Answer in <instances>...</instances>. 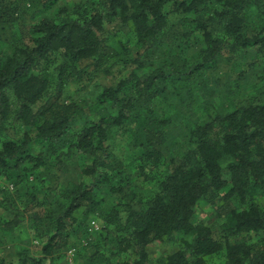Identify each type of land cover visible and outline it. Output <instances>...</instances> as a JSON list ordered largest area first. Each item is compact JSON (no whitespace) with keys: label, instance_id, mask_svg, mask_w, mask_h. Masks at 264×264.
<instances>
[{"label":"trees","instance_id":"trees-1","mask_svg":"<svg viewBox=\"0 0 264 264\" xmlns=\"http://www.w3.org/2000/svg\"><path fill=\"white\" fill-rule=\"evenodd\" d=\"M61 2L0 0V264H264V0Z\"/></svg>","mask_w":264,"mask_h":264},{"label":"rangeland","instance_id":"rangeland-1","mask_svg":"<svg viewBox=\"0 0 264 264\" xmlns=\"http://www.w3.org/2000/svg\"><path fill=\"white\" fill-rule=\"evenodd\" d=\"M79 1H81V0H62L61 5H71V4L79 2ZM121 40H122V37L119 38V36L116 35L110 40V44L114 47H117L118 43ZM115 82H116V80H109L106 83L113 84ZM78 91H79V86L77 84L70 85V87L68 88V91L66 92V96L71 98V97L75 96V94ZM127 144H128V141H126V138L124 136H119L116 138L115 143H114V147H115L117 154L120 158H126L127 157L128 150H129ZM0 184H2V183H0ZM12 189L13 188H11V190ZM3 210H4L3 208H2V210L0 209V218L5 216V212ZM197 218H199V220H203L205 222H208L212 218L210 206H207L204 204L201 205L200 210L197 211ZM27 236H28V234H26L25 232L20 233V234L16 235L15 237L14 236H12V237L8 236V238H6V240L4 239V245L5 246H3V248L0 247V250L4 254L13 252L14 249L17 248V246L19 244H24V242H26L28 240ZM12 238H13V240H12ZM36 244H37L36 242L31 241L30 242V248H33L34 246H36ZM172 249H174V247L171 244H157V245L153 246V248L151 250V257L153 260H157V258H159L160 256L168 254L170 251H172ZM77 259H78V256H76V263L80 264V261L78 262ZM216 262H219V260L217 259V260L211 261V263H216ZM62 264H68L66 257H64L62 259ZM81 264H82V262H81Z\"/></svg>","mask_w":264,"mask_h":264},{"label":"built area","instance_id":"built-area-1","mask_svg":"<svg viewBox=\"0 0 264 264\" xmlns=\"http://www.w3.org/2000/svg\"><path fill=\"white\" fill-rule=\"evenodd\" d=\"M93 228H97L95 223L92 224ZM66 260L68 264H77L76 263V249H71L65 254Z\"/></svg>","mask_w":264,"mask_h":264}]
</instances>
